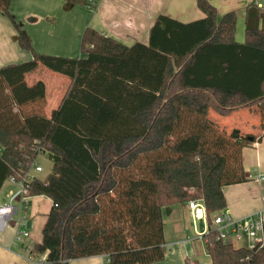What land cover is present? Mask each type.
I'll return each mask as SVG.
<instances>
[{
    "label": "trees",
    "instance_id": "16d2710c",
    "mask_svg": "<svg viewBox=\"0 0 264 264\" xmlns=\"http://www.w3.org/2000/svg\"><path fill=\"white\" fill-rule=\"evenodd\" d=\"M10 2L0 0V11L32 59L0 68V191L13 180L29 197L51 201L29 255L43 256V264L97 256L107 264L163 261V213L200 200L211 225L209 216L226 207L223 187L247 180L241 150L261 137L218 133L207 116L255 112L264 133V12L246 7L238 43L236 14L219 16L208 0H196L202 19L159 16L147 44L126 46L87 28L81 57L71 59L36 53ZM40 69L69 80L49 117L44 83L26 82ZM38 156L52 165L45 179L31 172ZM204 252L210 264H264L261 243L213 240Z\"/></svg>",
    "mask_w": 264,
    "mask_h": 264
},
{
    "label": "crops",
    "instance_id": "0c3cea01",
    "mask_svg": "<svg viewBox=\"0 0 264 264\" xmlns=\"http://www.w3.org/2000/svg\"><path fill=\"white\" fill-rule=\"evenodd\" d=\"M17 1L11 0L9 11L14 22L30 40L33 49L38 54L44 53L50 54V56L71 59L81 57V38L87 28H91L101 35L126 46H131L134 43H148L150 29L159 16H166L183 24L204 17L196 7V0H97L93 11L66 0H23V3L27 4V8L19 10ZM254 1L208 0L217 10L219 16L234 12L236 14V25L237 23L241 24V21L244 20L246 7ZM43 23L45 24L41 27ZM59 27H62V29L58 30ZM40 33H42L41 36H39ZM47 33L49 34L47 35ZM17 38L15 28L0 11V68L32 59L29 52L19 48ZM240 39L236 37L235 41L239 43L241 42ZM44 74L45 70L40 69L37 74L26 76V79H32V83L36 81L44 83L45 99L48 100L49 107V110H45V115L49 117L51 111L56 109L63 99L69 80L63 77L64 83H62V76L51 75L54 76L52 78L57 82L58 87H56V84L46 83L42 77ZM238 114L240 115L237 122L228 123L227 126L223 127L230 128L231 131L237 130L245 135L257 136L253 132L258 128V121L248 111H241ZM260 137L261 139L257 143L241 150V164L247 175V180L240 184L223 187L222 192L226 207L223 211L210 215L209 220L221 213L228 214L232 219L241 220L264 209V180L256 181L253 178V174L256 172L264 174V133ZM6 184L13 185L9 182ZM16 191L12 186L7 187L6 193L1 194L0 191V206L8 204L9 195ZM31 200L34 201H32L33 209L26 225L27 228H31L33 225L37 228L39 241H32L27 236L29 239L26 238L21 244L15 243V225L14 223L9 224L0 233V264H32L33 262L27 252L33 244L41 241V230L50 211L51 201L43 196L30 197L28 208ZM45 202L48 204L47 207L43 206ZM196 202L198 205L203 206L200 200H196ZM188 203L172 206L171 213L168 216H171L174 212L176 218L174 224L179 225V227L174 225V245L172 250H169L170 253L167 254L166 246L168 243L164 233V260L154 264H185L186 260L197 261L194 260L195 252L189 246V242H200L204 252L200 236L207 230H212L213 227H210L207 222L205 208V219L200 220L198 227L197 222H195L197 219L194 218L192 211L188 208ZM14 205L18 206V204ZM184 218L187 219V222L188 219L191 220L192 234H187L182 230L180 221ZM259 236L264 241V227ZM233 245L234 247H245V245L237 246L235 243ZM173 250L175 251L173 252ZM43 258L41 256V259ZM105 262V256H97L73 260L69 264H106Z\"/></svg>",
    "mask_w": 264,
    "mask_h": 264
},
{
    "label": "built area",
    "instance_id": "2783aa9c",
    "mask_svg": "<svg viewBox=\"0 0 264 264\" xmlns=\"http://www.w3.org/2000/svg\"><path fill=\"white\" fill-rule=\"evenodd\" d=\"M253 3L257 9L264 12V0H255ZM95 5L96 3L94 0H87L86 8L90 9L95 7ZM32 171L40 173L42 169L38 165H35ZM253 178L256 181H262L264 180V174L256 172L253 174ZM26 179L29 181L31 176H27ZM9 183L16 185L18 190L9 195L8 204L0 206V233L3 232L9 224L14 223V242L21 244L22 239L27 236L26 213L30 197L23 184H14L13 180H10ZM14 204H18V206ZM188 208L192 211L195 219H205L204 207L201 204L198 205L196 201H190L188 203ZM210 227H213V229L207 230L200 236V240L204 247L214 240L223 244L241 243L245 245V247L252 248L258 243L264 244V241L260 239L259 236L264 227V209L241 220L232 219L228 214L221 213L212 218ZM211 232H213L211 235L212 239L207 237ZM29 251L30 250H28L27 253H29ZM43 261L44 258L40 259L36 264H43ZM105 263H108L107 258Z\"/></svg>",
    "mask_w": 264,
    "mask_h": 264
},
{
    "label": "rangeland",
    "instance_id": "374dc122",
    "mask_svg": "<svg viewBox=\"0 0 264 264\" xmlns=\"http://www.w3.org/2000/svg\"><path fill=\"white\" fill-rule=\"evenodd\" d=\"M17 8L19 10L20 9H23V8H27V4L23 3V0H18L17 1ZM9 13H10V11H9ZM44 24L45 23L41 24V27L44 26ZM60 29H62V27H59L58 28V30H60ZM48 34L49 33H47V35ZM41 35H42V33L39 34V36H41ZM240 35H241V37H240ZM236 37L238 39L241 38L240 39L241 42H239V43H243L244 42V20L241 21V24H238L237 23V25H236L235 38ZM39 54H44V53H39ZM44 55H49L50 56V54H44ZM52 56H54V55H52ZM53 74L54 73L45 70V74L42 75V77L46 81V83H48V84L51 83V85L52 84H56V87H58L57 82L54 81V79L52 78L54 76H51ZM31 80H30V78L29 79L28 78L26 79V82H27V84L29 86L32 84ZM62 80H63V76H62ZM62 83H64V80H63ZM59 88H60V90H62L61 87H59ZM55 89L57 90V88H55ZM46 109L49 110L48 100L47 99H45L44 113H45V110ZM238 113L234 114L233 116H231L229 118H220L217 115H215L212 111H209L207 118H208V120L210 122H212L215 125V127L217 128V132L218 133H223L226 136H228L230 134V132H231V129L230 128H227V127H223V126H227L228 123H231V122H237V120L239 118V115H240ZM250 115H252L258 121V128L255 129V131L253 132V134H256L257 136L262 135V132L259 130V124H260L259 116L255 112H251ZM222 124H224V125H222ZM35 164L38 165L39 167H41V169H42V171L40 173H36L34 171H31L32 174L35 175V176H37L38 178L45 179L51 173V168H52L51 166L52 165H51V162L48 160L47 157H45V156H38L37 159H36V161H35ZM8 186H12L15 190H18V187L15 186V185L5 184L3 186V188H2V190H1V192H2L1 194L6 193V189H7ZM29 200H30V198H29ZM32 201L33 200H31L30 206H29V208L27 210L28 213H26L27 221L30 218L29 217L30 213H32L33 202H34V201L33 202ZM43 206L47 207L48 206L47 202H45ZM162 219H163V225H164L165 239H166V241L168 243V245L166 246V253L168 254L169 250H172V246L174 245V229H175V226L174 225H177V227H179V225L177 223L174 224V221L176 219L175 216H174V212H173V214L171 216H168V215H166V214L163 213ZM177 221H178V219H177ZM195 222H197L198 227H199L200 220L197 219ZM180 224H182V227L181 228H182V230L185 233H187V234H192L193 233L192 232V225H191V220L190 219H188V222H187V219L184 218V219H182L180 221ZM26 233H27V236H29V238L32 239V241H34V240H38L39 241V237H38L39 236V233L37 231V228L34 225L31 228H27L26 229ZM27 236L22 239V242L27 238ZM175 237H177V236H175ZM29 238H27V239H29ZM170 242H172V243H170ZM189 243H190L189 246L195 252V254H194V260H197L199 262V264H209L208 257L204 254L203 248H202V245L200 244V242L195 241V242H189ZM241 245H242L241 243H238L237 244V246H241ZM174 251L175 250H173V252ZM31 259H32L31 261H33L32 264H36L38 261H40L41 256H31Z\"/></svg>",
    "mask_w": 264,
    "mask_h": 264
}]
</instances>
